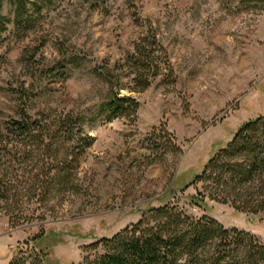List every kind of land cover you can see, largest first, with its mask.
<instances>
[{"label": "rangeland", "instance_id": "rangeland-1", "mask_svg": "<svg viewBox=\"0 0 264 264\" xmlns=\"http://www.w3.org/2000/svg\"><path fill=\"white\" fill-rule=\"evenodd\" d=\"M35 1L29 30L14 25L8 0L2 8L10 23L0 43V194L10 193L8 202L0 196V264L42 234L43 264H81L85 246L164 204L264 241V212L236 213L221 202L204 211L189 202L202 183L182 191L242 123L264 114V2ZM144 35L166 50L172 74L164 70L132 93L135 121L108 122L104 78L129 84L122 66ZM23 109L37 117L72 113L94 137L71 188L46 191L49 160L41 151L26 156L10 133ZM35 189L42 201L29 199Z\"/></svg>", "mask_w": 264, "mask_h": 264}, {"label": "trees", "instance_id": "trees-1", "mask_svg": "<svg viewBox=\"0 0 264 264\" xmlns=\"http://www.w3.org/2000/svg\"><path fill=\"white\" fill-rule=\"evenodd\" d=\"M6 1L0 0V43L10 23L2 12ZM8 1L14 25L23 30L32 28L29 5L38 9L36 1ZM122 68L128 70L127 86L112 73L104 78L108 88L102 112L108 122L120 117L135 121L140 104L132 93L148 89L164 70L172 74L166 50L155 35L136 41ZM122 89L127 94H122ZM10 133L19 137L26 156L41 151L49 160V173L43 182L46 191L72 187L80 160L94 142V137L84 132L82 119L72 113L37 117L23 109L10 123ZM28 145L32 148L26 149ZM197 183H202V190L190 195L189 202L204 211L209 202H221L236 213L264 212V114L242 123L182 191ZM9 193L5 189L0 196L8 202ZM39 197L35 189L29 199L42 201ZM42 236H35L31 244H20L8 264H43L46 254L36 250ZM84 252L81 264H264V241L256 234L227 228L206 214L194 217L173 204L149 209L135 224L85 246Z\"/></svg>", "mask_w": 264, "mask_h": 264}]
</instances>
